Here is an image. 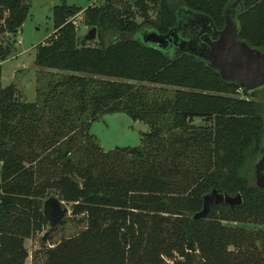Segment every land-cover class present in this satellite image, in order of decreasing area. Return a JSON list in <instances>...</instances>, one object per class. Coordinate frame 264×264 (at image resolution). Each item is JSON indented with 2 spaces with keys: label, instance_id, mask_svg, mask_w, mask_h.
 I'll return each instance as SVG.
<instances>
[{
  "label": "trees",
  "instance_id": "trees-1",
  "mask_svg": "<svg viewBox=\"0 0 264 264\" xmlns=\"http://www.w3.org/2000/svg\"><path fill=\"white\" fill-rule=\"evenodd\" d=\"M233 1L102 0L82 10L93 46L72 20L81 7L55 5L53 35L36 48L33 102L2 86L0 65V264H25L49 196L69 203L84 229L52 246L46 233L42 264H264V189L255 184L264 85L242 90L195 55L143 38L167 34L185 10L222 29ZM241 2L238 35L264 48V0ZM28 13L27 0H0V36ZM8 54L0 44V58ZM111 113L148 126L139 145L101 147L90 125ZM212 189L242 202L194 220Z\"/></svg>",
  "mask_w": 264,
  "mask_h": 264
},
{
  "label": "water",
  "instance_id": "water-1",
  "mask_svg": "<svg viewBox=\"0 0 264 264\" xmlns=\"http://www.w3.org/2000/svg\"><path fill=\"white\" fill-rule=\"evenodd\" d=\"M241 1L234 0L226 6L222 29H217L209 19L185 10L188 16L179 17L177 27L164 35L155 32L145 34L144 41L163 50H179L195 55L227 83L235 84L242 90L257 89L264 85V48L253 47L238 35L236 14L242 10ZM95 36L96 28L92 27L81 41ZM255 184L264 189V153L255 163ZM241 202L240 194L232 196L212 189L202 196V207L192 218L205 219L217 205L226 203L234 209ZM42 212L49 227L54 228L68 216L69 209L58 197L49 196L43 202Z\"/></svg>",
  "mask_w": 264,
  "mask_h": 264
},
{
  "label": "rangeland",
  "instance_id": "rangeland-1",
  "mask_svg": "<svg viewBox=\"0 0 264 264\" xmlns=\"http://www.w3.org/2000/svg\"><path fill=\"white\" fill-rule=\"evenodd\" d=\"M102 0H27L29 13L22 26L16 33L4 34L0 36V44L9 49V54L5 59L0 58L1 84L7 86L15 84L19 96H23L26 101L36 100L37 73L34 66L36 48L38 44L45 43L54 32L52 10L57 4L65 2L68 5L81 7V11L72 17L73 23L79 36H84L90 29L82 19V10L88 5L101 4ZM141 20V19H139ZM89 45H97L96 36L86 40ZM239 96L245 97L242 90ZM251 97V96H249ZM252 98V97H251ZM258 100L264 103V93H258ZM199 121V120H197ZM148 130V126L142 121H133L125 113L101 114L99 118L90 125V133L96 136L99 144L105 150L118 147H135L140 144L141 133ZM261 154L264 153V139L261 146ZM259 156V158H260ZM1 168V163H0ZM69 214L66 216L65 224H58L53 231H49V225L43 226L42 232L34 233L24 242L27 250L25 264L43 263L42 254L36 257V252L41 251L45 246L55 245L63 237L75 235L84 229V223H79L81 217H74L71 214V205L66 203ZM231 225L237 223L224 222ZM248 227H252L248 225ZM49 233L50 240L42 244L41 238ZM166 264H172L171 260H166Z\"/></svg>",
  "mask_w": 264,
  "mask_h": 264
}]
</instances>
